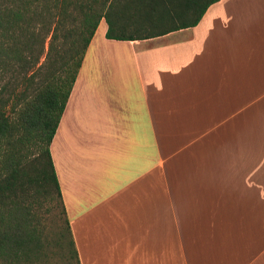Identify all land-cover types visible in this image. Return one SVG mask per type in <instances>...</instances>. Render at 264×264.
Listing matches in <instances>:
<instances>
[{"label": "crops", "instance_id": "0c3cea01", "mask_svg": "<svg viewBox=\"0 0 264 264\" xmlns=\"http://www.w3.org/2000/svg\"><path fill=\"white\" fill-rule=\"evenodd\" d=\"M106 29L129 50L86 70L92 37L50 144L79 263L264 264V0Z\"/></svg>", "mask_w": 264, "mask_h": 264}, {"label": "trees", "instance_id": "16d2710c", "mask_svg": "<svg viewBox=\"0 0 264 264\" xmlns=\"http://www.w3.org/2000/svg\"><path fill=\"white\" fill-rule=\"evenodd\" d=\"M216 1L0 0V260L47 256L40 196L65 215L50 144L100 21L108 39L156 37L196 25ZM65 226L56 243L80 264Z\"/></svg>", "mask_w": 264, "mask_h": 264}, {"label": "rangeland", "instance_id": "374dc122", "mask_svg": "<svg viewBox=\"0 0 264 264\" xmlns=\"http://www.w3.org/2000/svg\"><path fill=\"white\" fill-rule=\"evenodd\" d=\"M104 27L105 22L99 24V27L93 36V41L88 53V60H86V67L84 68L86 70L96 69L101 66L99 61L100 53L102 51L129 50L126 45H123L122 47H113L115 44L103 42L102 38ZM39 202V227L43 230L45 237L48 238V253L46 257L40 259L39 263L33 264H68L65 250L56 243L57 236L60 233L65 234L66 232L65 215L62 212L60 201H44V199L40 196ZM73 262L74 261L71 263L69 260L70 264H75ZM0 263L5 264L2 260H0Z\"/></svg>", "mask_w": 264, "mask_h": 264}]
</instances>
